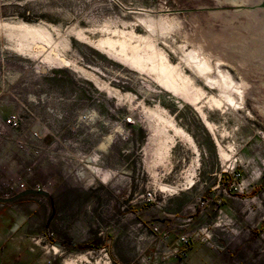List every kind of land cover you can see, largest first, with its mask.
Wrapping results in <instances>:
<instances>
[{"label":"rangeland","instance_id":"rangeland-1","mask_svg":"<svg viewBox=\"0 0 264 264\" xmlns=\"http://www.w3.org/2000/svg\"><path fill=\"white\" fill-rule=\"evenodd\" d=\"M249 5L217 0H0V21L43 23L49 30L53 26L58 48L66 45L63 58L120 95L117 100L97 90L71 66L54 68L12 55L0 35V196L13 184L49 195L26 196L0 207L8 220L0 218V225L18 227L10 240L42 257V264H88L78 257L89 251L94 257L89 263H102L101 249L110 264H138L136 224L147 225L154 217L169 228L174 241L179 234L189 236L185 261L173 264H264V74L245 79L232 56L217 48L235 40L236 33L246 36L243 11H261ZM234 13L237 19H231ZM217 14L221 16L214 19ZM78 31L92 41L116 39L120 31L147 37L150 31L148 38L172 64H183L180 47L202 48L212 55L211 63L221 58V67L235 82L244 80L243 101L233 94L234 104L221 110L202 105L214 139L186 95L166 92L144 72L83 43ZM185 72L209 91L189 69ZM156 111L173 120L198 150L193 185L173 195L160 193L157 183H183L194 154L188 143L174 137L167 155L156 159L151 132ZM12 113L21 120L16 132L2 129L3 119ZM129 117L133 125L123 122ZM32 132H37V142L29 137ZM166 132L172 135L170 129ZM18 138L28 147L18 149ZM219 150L229 155L228 162ZM203 228L211 233L208 242L199 234ZM77 232L85 237L79 244L72 238ZM47 245L62 254L52 255L51 247L46 253Z\"/></svg>","mask_w":264,"mask_h":264},{"label":"bare ground","instance_id":"bare-ground-1","mask_svg":"<svg viewBox=\"0 0 264 264\" xmlns=\"http://www.w3.org/2000/svg\"><path fill=\"white\" fill-rule=\"evenodd\" d=\"M217 1H228L233 4H250L251 6L249 5V8H253V5L256 4L254 7L261 10L260 12H257L256 10L243 11L242 15L246 18V21L242 27L247 30L246 36H240L236 33L233 35L235 40L227 41L226 44L219 43L217 48H220L223 51L225 50L230 56H232V61L239 64V68L237 69H239V72H241V75L244 76L245 79L252 73H257L259 75L264 74V0ZM232 15L231 19H237L235 13ZM218 16L220 17L221 15H214V19ZM151 21L152 20L150 19V22ZM161 22L163 23V21H160L159 23ZM141 23L145 24V21L142 20ZM47 27L48 26L43 23L4 20L0 21V35L4 37L6 41L5 48L12 55L21 57L25 60H36L39 65L50 63L51 67L54 68L71 66L72 68L70 67V69H72L73 72L77 73L81 78L83 77L84 80L90 82L97 90H103L113 98L120 100V95L110 87L106 86L105 83H101V80V82H99L94 75L88 73L83 68L78 67L72 63V61L63 58L64 55L62 54V51L66 45L61 43L59 49L58 44L53 40L54 35L52 36V32H50V30L53 31L54 27L51 26L50 30ZM165 27L169 28V25ZM117 33L118 38L116 39L104 37L97 41H92L87 38L81 31L76 33V37L90 47L107 53L117 60L128 63L130 67L144 72L166 92L186 95L189 105L192 106L203 126L214 136L215 139L213 125L208 122L201 107L202 105H205L208 108L221 110L224 105L228 106L234 104V98H232L233 94H236L237 97L243 101L246 88V84L243 82L244 80H241L238 83L235 82L229 71L221 67V64L223 63L220 60L221 58L216 59L215 57V61H212L213 63H211L210 59L212 58V55L209 57L204 50H201L202 48H194V46L191 45L193 46V49L188 47L190 50L185 51L179 46L181 48V53L184 55V58H181L182 60L180 59L183 64H172L162 49H160L159 46L157 47L154 42L150 41L151 39L148 38L150 31L147 37L135 36L132 31H120ZM191 42L189 43L191 44ZM219 56L217 55V57ZM236 64H234L235 67ZM186 68L191 71L195 78L201 79L204 87H207L209 91H205L203 87L201 88L197 86L195 84L196 82L194 83V80L186 74ZM212 90L216 92L214 93ZM260 104V110L264 113V98L262 97ZM153 117L156 118V123L152 127L151 132L152 134H155V156L157 160H160L167 155L169 148L174 143V137L188 143L189 148L194 154L191 164L182 176L183 183L173 186L162 185L160 183H157L156 185L160 193H166L167 195L177 194L178 191L190 188L194 183L193 178L195 175V169L198 166V150L191 138L185 134L183 130L177 127L173 120L163 117V115L159 114L157 111ZM166 128L171 130L172 135H169L166 132ZM219 154L223 162H228L229 155L220 150ZM50 249L53 254L59 252L56 247L52 246ZM78 258L88 264H110L107 260L102 263H99L98 261L89 263L84 255H80ZM64 264H75V261H64Z\"/></svg>","mask_w":264,"mask_h":264},{"label":"built area","instance_id":"built-area-1","mask_svg":"<svg viewBox=\"0 0 264 264\" xmlns=\"http://www.w3.org/2000/svg\"><path fill=\"white\" fill-rule=\"evenodd\" d=\"M123 122L125 124H129V125L134 124L133 119L130 117L123 119ZM2 129L6 130V131H12V132L19 131L21 129V120H20L19 116L16 113L8 114L2 121ZM29 137L31 138V140L33 142H37L38 134H37V132H32L29 135ZM14 144L20 150L24 149V147H28L19 138L14 141ZM35 152L37 153L38 150L34 149V153ZM26 171L29 172L30 167ZM24 190H27V189H25L22 185L17 186L15 184H13L6 189L7 193L2 194L0 196V199L12 198L16 194H18ZM33 190H43V189L36 188ZM146 200L152 201L153 198L149 194H147ZM2 205H7V204L0 203V207ZM138 227H140L143 230L146 228V226L142 223H138ZM149 230L154 235L152 242L164 244L169 237L168 232L166 230L161 229L160 225L153 224V225L149 226ZM199 234H200V236L204 242H208L211 238V233L209 230H207V228H203V229L199 230ZM176 240H177V244H176L177 246H175L171 249H168L166 247L165 253H161V254L146 253V250H140L139 254H138V256H139L138 264H165L166 261L170 258H176V259L184 258L186 255L185 249L188 248L189 243H190L189 236L187 234H179L177 236ZM47 246H48V249L50 247H52L51 245H47ZM100 251L103 252V254H102V257L104 258L103 260H107L110 263V260L107 256V253L105 252V250L101 249ZM48 252L49 251L47 250V253ZM58 254L60 255L62 253L59 252ZM52 255H54V254H52ZM84 255L88 258L89 261L94 260L93 252L89 251V252H86ZM46 263L49 264V261H46Z\"/></svg>","mask_w":264,"mask_h":264},{"label":"crops","instance_id":"crops-1","mask_svg":"<svg viewBox=\"0 0 264 264\" xmlns=\"http://www.w3.org/2000/svg\"><path fill=\"white\" fill-rule=\"evenodd\" d=\"M10 205V204H7ZM4 214H0V218H3ZM150 221L149 223L144 224L146 225V228L143 230L140 227H138V224H136V232L139 234L137 237V241L135 243V250H148V253H156L161 254L165 253L166 247L168 249L173 248L177 244V240H173L172 237L169 234V237L167 241L164 244L155 243L152 242L154 235L149 230V226L155 224L160 225L161 229L166 230L169 233V228L167 229L163 224H160V222H157V218L149 217ZM4 222L8 221L7 217L5 216L3 218ZM143 223V222H140ZM18 232V227H7L4 225H0V238L2 237V241L0 242V264H42L43 261H45L42 257H35L32 254H29L27 252H24V250H21V246H19L18 242H14L10 240L12 234H15ZM72 238L75 240L76 243L82 242L83 239H85L84 235H82L81 232L73 233ZM177 239V238H176ZM72 247L75 246V243L71 244ZM45 248V252L47 253V250L51 252L47 247ZM22 251L25 253L23 254V260L18 262V255L22 253ZM60 252V251H59ZM58 252V253H59ZM45 253V254H46ZM52 253V252H51ZM139 253V252H138ZM186 253V252H185ZM55 255V254H54ZM189 255L187 256V258ZM185 258L178 259L181 261H185ZM50 259V258H47ZM176 261V258H170L166 261L165 264H173ZM64 264V261L62 262Z\"/></svg>","mask_w":264,"mask_h":264},{"label":"water","instance_id":"water-1","mask_svg":"<svg viewBox=\"0 0 264 264\" xmlns=\"http://www.w3.org/2000/svg\"><path fill=\"white\" fill-rule=\"evenodd\" d=\"M26 196H41L43 198H48L49 197L48 193L46 191H44V190L27 189V190H24V191L16 194L12 198L0 199V203H2V204H11V203L19 200L20 198H23V197H26Z\"/></svg>","mask_w":264,"mask_h":264}]
</instances>
